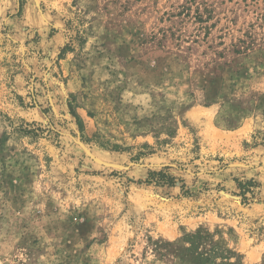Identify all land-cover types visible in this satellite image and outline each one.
Returning <instances> with one entry per match:
<instances>
[{
  "label": "rangeland",
  "instance_id": "rangeland-1",
  "mask_svg": "<svg viewBox=\"0 0 264 264\" xmlns=\"http://www.w3.org/2000/svg\"><path fill=\"white\" fill-rule=\"evenodd\" d=\"M198 231L264 264V0H0V264Z\"/></svg>",
  "mask_w": 264,
  "mask_h": 264
},
{
  "label": "trees",
  "instance_id": "trees-1",
  "mask_svg": "<svg viewBox=\"0 0 264 264\" xmlns=\"http://www.w3.org/2000/svg\"><path fill=\"white\" fill-rule=\"evenodd\" d=\"M164 177L168 176L164 175ZM250 184V182L245 183L246 186ZM240 187L244 189V186ZM182 241L187 245L179 242L164 243L165 252L184 257L191 264H233L230 260L234 254L232 250L209 240L199 231L188 234Z\"/></svg>",
  "mask_w": 264,
  "mask_h": 264
},
{
  "label": "bare ground",
  "instance_id": "bare-ground-1",
  "mask_svg": "<svg viewBox=\"0 0 264 264\" xmlns=\"http://www.w3.org/2000/svg\"><path fill=\"white\" fill-rule=\"evenodd\" d=\"M88 150V149H87ZM98 161H99V159H98ZM100 162V161H99ZM113 166V165H112Z\"/></svg>",
  "mask_w": 264,
  "mask_h": 264
},
{
  "label": "water",
  "instance_id": "water-1",
  "mask_svg": "<svg viewBox=\"0 0 264 264\" xmlns=\"http://www.w3.org/2000/svg\"><path fill=\"white\" fill-rule=\"evenodd\" d=\"M96 161H98V160H96Z\"/></svg>",
  "mask_w": 264,
  "mask_h": 264
}]
</instances>
